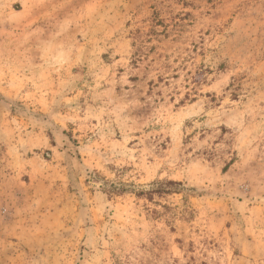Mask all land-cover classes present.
<instances>
[{"label":"rangeland","instance_id":"374dc122","mask_svg":"<svg viewBox=\"0 0 264 264\" xmlns=\"http://www.w3.org/2000/svg\"><path fill=\"white\" fill-rule=\"evenodd\" d=\"M0 264H264V0H0Z\"/></svg>","mask_w":264,"mask_h":264},{"label":"trees","instance_id":"16d2710c","mask_svg":"<svg viewBox=\"0 0 264 264\" xmlns=\"http://www.w3.org/2000/svg\"><path fill=\"white\" fill-rule=\"evenodd\" d=\"M156 186H157L156 188H153L151 190L141 191L138 193V195L148 201H152L155 196H161L168 193L179 192L180 191L179 187H181V183L166 182V183L156 184ZM167 187H170L171 189H168ZM161 188H164V190H161ZM172 188L175 189L172 190ZM176 188H178V190Z\"/></svg>","mask_w":264,"mask_h":264}]
</instances>
